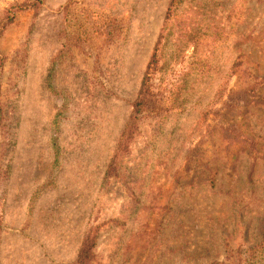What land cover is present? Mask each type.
<instances>
[{"label":"rangeland","instance_id":"rangeland-1","mask_svg":"<svg viewBox=\"0 0 264 264\" xmlns=\"http://www.w3.org/2000/svg\"><path fill=\"white\" fill-rule=\"evenodd\" d=\"M29 1L0 0V26L13 16L0 32V264H74L89 229L90 264H264V108L247 85L264 80V0L10 11ZM159 37L158 105L117 149Z\"/></svg>","mask_w":264,"mask_h":264},{"label":"trees","instance_id":"trees-1","mask_svg":"<svg viewBox=\"0 0 264 264\" xmlns=\"http://www.w3.org/2000/svg\"><path fill=\"white\" fill-rule=\"evenodd\" d=\"M42 0H32L29 1L28 3H26L25 6L22 5H18V7H14L12 6V8H10V11L19 8L18 10H20L21 8H35L37 7V5L41 4ZM174 0H171L170 3V7L172 5ZM9 12V11H8ZM13 20V16H7L6 17V22L3 23L0 26V32H3L5 30V28L7 27V25L9 23H11ZM160 37L158 38L156 45L153 49V52L150 56V59L147 63L146 69L144 71L142 80L140 82V87L136 96V99L134 100L133 104H132V111L131 114L128 118V121L125 123L124 128L121 132L120 135V139L118 142V146L117 149H124L126 147L127 142L130 140V138L133 136L134 131L137 127V122L139 120V117L149 111L150 109H154L157 105L159 100L157 99V93H156V89H157V85L154 82L155 81V77L156 74L159 70L160 67V59L158 58V51H159V44H160ZM69 46V45H68ZM70 48L67 47V45L65 44L62 47V50L59 51L58 56L56 57L57 60L61 59L64 55L67 54L68 50ZM264 83V80H256L254 81V83H249L247 84L249 87V90L251 91V96L252 98L261 106L264 108V96H262L259 93H254V88L259 85ZM256 92V91H255ZM124 147V148H123ZM57 165V158L54 159V163L53 166L56 167ZM54 172V170H52V173ZM95 246V236L92 233L91 229H89L84 238L83 241L80 245V248L78 250L76 259L74 264H90L92 258H93V249Z\"/></svg>","mask_w":264,"mask_h":264}]
</instances>
